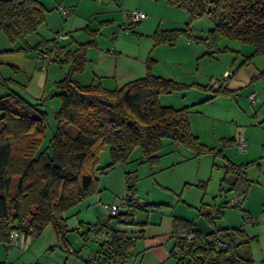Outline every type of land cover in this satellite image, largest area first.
<instances>
[{"label":"rangeland","instance_id":"1","mask_svg":"<svg viewBox=\"0 0 264 264\" xmlns=\"http://www.w3.org/2000/svg\"><path fill=\"white\" fill-rule=\"evenodd\" d=\"M39 1L45 8V22L39 26L37 33L27 36L29 45H34L41 37L51 39L56 35L69 36L66 41H59L69 44L70 49L89 40L95 41L96 45L86 53V70L83 69L82 75L77 77L80 83L87 84L90 78L95 77L94 72L104 74L107 71L108 76L102 78L107 79L105 86L112 89L118 81L120 87L126 82L121 78L126 67L136 65L140 68L138 71L144 68L146 72L145 68L149 65L153 75L157 73L159 77L174 79L183 85L179 90L161 94L159 102L174 109L187 108L191 132L201 144L221 149L222 139L233 137L236 140L234 145L222 148L224 157L234 162L242 161L243 151L238 149L241 139L250 155L264 157V54L256 55L245 63L253 51L252 46L226 37L209 43L206 38L212 29V22L208 17L203 16L188 23L186 12L165 0H81L78 12L76 6L79 0ZM60 5L69 7L72 14L63 17L58 10ZM138 6L144 8L147 18L139 23L125 19V13ZM173 29L185 30L186 33H178L172 44H155L156 31ZM114 41L118 42L116 48L113 47ZM22 45L21 42L10 43L0 31V57L6 58L7 62L15 61L19 66L16 70L6 61L0 63V83L3 84L2 77L10 80L8 86H4L7 91H16L47 113L45 139L48 141L55 128L54 112L61 103L57 96L61 91L55 88V82L63 78L69 64L49 61L45 67H41L38 52L18 51ZM145 72L138 73L136 77L144 76ZM225 72L232 75L224 78ZM219 86L231 93H217ZM251 93H256L253 104L248 99ZM157 154L160 156L158 161L150 165L143 159L140 149L135 148L124 165H116L109 173L97 172L98 187L116 175L122 186V193L115 202L118 203L125 195V171L135 183L136 195L141 199L153 197L150 204L156 203V207H162L169 213L173 211L204 232L213 230V223L208 222L201 211L210 210L213 213V205L236 201L234 192L226 191L228 186L222 182L225 170L222 166L226 160L220 156L214 157L212 152L197 154L170 140H164ZM262 159L257 160L260 167L251 165L248 171L251 179L248 183L256 197L249 199V203L254 208H257V199L264 196L259 188L262 186L259 178L264 172ZM109 162V152L105 148L100 152L98 166L104 168ZM93 196L85 202H90ZM237 201L240 208L227 207L225 216L214 221L215 227L245 229L248 216H243V201L240 198ZM75 207L68 211V215ZM87 207L83 205L81 210L86 211ZM75 217L73 215L68 220ZM260 220L257 225H248L249 230H254L249 233L258 235L259 241L251 248L256 255L264 249V214H261ZM82 230L80 233L66 231L62 239L49 225L40 236L32 238L27 251V247L23 252L10 246L7 252L0 246V255L8 257L5 262L11 264H84L83 259L89 252L95 251L98 242L91 234L82 236ZM172 243L173 239L168 238L163 247L168 249ZM140 261L141 264L154 263H149L147 259ZM158 262L173 264L174 257L169 256L163 262Z\"/></svg>","mask_w":264,"mask_h":264},{"label":"trees","instance_id":"2","mask_svg":"<svg viewBox=\"0 0 264 264\" xmlns=\"http://www.w3.org/2000/svg\"><path fill=\"white\" fill-rule=\"evenodd\" d=\"M165 1L183 9L188 23L208 17L212 22L206 38L209 43L226 37L252 46L253 51L245 63L256 55L264 54V0ZM44 22L45 8L39 0H0V31L10 43L23 44L18 51L42 52L52 56L50 61L69 64L63 78L55 82V88L61 91L57 94L61 103L54 112L55 128L48 141L45 139L47 113L43 109L29 103L14 90L9 89L0 95L1 244L7 245L14 232L36 238L49 225L56 236L63 239V234L68 231V211L99 191L97 172L124 165L137 147L143 159L153 165L160 157L157 153L164 140L182 144L197 154L212 152L214 157L226 160L222 182L228 186L226 191L234 192L236 201L233 205L229 202L213 205V213L201 211L208 222L222 218L224 209L229 206L240 208L237 199H245L249 186L246 169L257 162H230L221 151L234 145L236 140L233 137L222 139L221 149L206 147L191 132L187 108L174 109L160 104L161 94L179 90L182 84L153 75L148 65L144 76L120 87L106 89L99 82L81 85L74 76L83 71L86 53L96 45L95 41L80 43L73 50L68 48L69 44H61L55 38L41 37L37 43L29 45L27 36L37 33ZM180 32L185 30L156 31L155 44H172ZM2 83L8 86L6 83L10 80ZM217 93L231 91L219 86ZM105 148L110 162L101 168L98 166L99 156ZM124 175L125 184L137 196L129 173ZM220 190L223 189L220 187ZM145 205L144 201L136 216ZM103 221L109 222L110 219L106 216L93 224ZM134 225L135 220L132 222ZM132 226L122 228V233L128 238L139 234V239L141 231H134ZM82 231L84 236L85 231ZM171 233L176 238L171 250L175 264L252 263L248 251H239L240 247L249 244L251 238L235 242L236 237L245 236L240 228L216 229L203 234L191 221L174 217ZM189 235V248L184 255L176 254L175 248L183 245ZM136 240L127 239L126 246L132 248ZM100 249L98 245L95 251ZM83 262L87 264L85 259Z\"/></svg>","mask_w":264,"mask_h":264},{"label":"crops","instance_id":"3","mask_svg":"<svg viewBox=\"0 0 264 264\" xmlns=\"http://www.w3.org/2000/svg\"><path fill=\"white\" fill-rule=\"evenodd\" d=\"M144 1L146 2V0H144ZM81 3H82L81 0H79L77 2V6H76L77 12L81 6ZM69 6H72V5H69ZM135 10H138V11H141L144 13V8H142V7L138 6V7H136ZM146 18H147V16L144 19H146ZM125 19H127V17ZM117 22L119 23V21H117ZM140 25L142 26V24H140ZM146 25L148 26L149 24H146ZM117 43L115 41L113 42L114 48L117 47V45H118ZM61 44H65V43L61 42ZM70 50H73V49H70ZM4 61H6V58H3L1 56L0 57V63H3ZM7 64L12 65V67H14L16 70H17V68H19V66L16 65L15 61L7 62ZM29 68L31 69L32 65ZM104 68L106 69V67H104ZM85 70H86V66L84 68V71ZM97 70L102 71L101 68H98ZM138 70H140V68H138L136 65H133V66L129 65L128 67H126V70H124L122 72L121 78L126 80V82L133 80V79H136V78H138L136 76H139L138 73L144 74L143 72H145L144 68L141 69V71H138ZM84 71H82L78 75L76 74V76H75V79L79 84L88 85L90 83L99 82L104 88L110 89V88H108V86H105L106 85L105 80H107V79H105V80L102 79L104 76L105 77L108 76L106 74L107 71H105L104 74H102L100 72L101 75H100V73H98L99 71H97V73L94 72L93 75L97 78H100V79L95 80L94 79L95 77L90 78L87 84H83V83H80L78 81L77 77L81 76ZM155 75L158 76L157 73H155ZM140 76H142V75H140ZM2 78H3V81L6 80V78H4V77H2ZM118 84H119L118 81H116L113 88L118 87ZM0 85L2 86V87L0 86V95H3L7 92V88L5 89L4 85L1 83H0ZM241 140H239V145L242 142ZM239 145H238V149H239ZM263 152H264V150H263ZM241 153H243L242 155H244L242 161L234 162V161H232V159H230L228 157H226V159L230 160V162H232L234 164H246L248 162L256 161L259 167H260V164H259V161H257V160L259 158H263L262 161H264V157H253V155H250V152L248 149L247 150L245 149ZM262 156H264V155H262ZM249 168L250 167H248L246 169V176H247L248 181L251 180L249 178V175H248ZM114 169L115 168L110 169V170L105 171V172L109 173L110 171H112ZM125 173H127V172L124 171V174ZM124 179H125V175H124ZM259 180L262 182V186H259V188L264 192V172H263V175L259 178ZM134 184L135 183L133 182V185ZM134 188H135L136 193L138 194V191L136 190L135 185H134ZM98 190L99 191L102 190V191H100L98 194L94 195L90 202L84 201L83 203L77 205L74 208L75 213H73L74 212L73 211L72 214L69 215L67 220L69 218H71L73 215H76L75 219H71V220L66 221L68 231H71V232L75 231L77 233H80V231L83 229V227L87 226V224H93V223H96L97 221L104 220L106 218V215H107L106 210H105V206L110 205L112 203H115L117 201V198L122 193V186L120 185V179L116 178V175H115L113 177V179L102 182L101 185H99ZM254 195L255 194L251 192L250 186H248V191L246 193V197L243 200V206L245 209H243L242 212H243V216L253 217L255 219V222H249L248 221L247 224H244L245 229H243L241 227H234V228H240L241 231H243L245 234L244 237H236L235 242H237V243L240 242L242 238L243 239L244 238H251L249 244L247 246L240 247L239 251L243 252V253H244V251H248L249 256L252 260L251 264H264V249H261V251L258 253V255H256L255 253H252V249H251L252 245L256 244L259 241L258 235L256 233H249V231L254 232L253 228L250 230L248 229L249 224L250 225L251 224L257 225L258 222L261 221L260 220L261 214H264V196L260 200L257 199L258 205H257V208H254L249 203V199L256 198V197H254ZM152 198L151 197L146 198V200H148V201L143 199L145 201V204H146L145 208L137 213L133 230L134 231H141V237L134 242V244L132 246V250H133L132 254L127 259L126 264H141L140 260L143 261L144 259H147L149 261V263L154 262L152 264H158L159 263L158 260H161L163 262V260H165V259L169 258V256H171V250L176 243V238H174L172 233H171L173 218L174 217H179V218H183V219H185V218L180 216V215H177L173 211L171 213H169V212L164 211V209L162 207H159V206L156 207L158 205L156 203L150 204V202H152ZM83 205L88 206L86 208L87 209L86 211L81 210V207ZM224 211H225V209H224ZM224 214H225V212H224ZM224 214H223L222 218L225 216ZM243 219H244V217H242V220ZM225 228H228V227H219V228L215 227L214 222H213V230H209L207 232H204L201 229H199V230L203 234H207V233L212 232L216 229H225ZM231 228H233V227H231ZM168 238L173 239V243L168 249H166L165 247H163V244H164V241ZM16 242L17 243L15 245H12L13 249H17L18 251L21 250L24 252V249H26V247H27V249L25 250V251H27L29 249L30 245L32 244V237L29 235L28 236H25V235L22 236L21 235V236H19V238L17 239ZM0 246L2 247V249L5 248V250L7 252L10 251L9 250L10 246L4 245L1 243H0ZM74 252H76V251H74ZM164 256H166V258ZM7 259H8V257L6 258L5 256L3 257L2 255H0V264H11V263H7V261L5 262V260H7ZM146 264H147V262H146ZM173 264H175V259H174Z\"/></svg>","mask_w":264,"mask_h":264},{"label":"built area","instance_id":"4","mask_svg":"<svg viewBox=\"0 0 264 264\" xmlns=\"http://www.w3.org/2000/svg\"><path fill=\"white\" fill-rule=\"evenodd\" d=\"M58 10L63 17H68L72 14V10L69 7L64 5L58 6ZM127 19L133 23H137L144 19L146 15L138 10H132L129 13H125ZM67 35H56L55 39L57 40H66ZM52 57V56H51ZM51 57L44 53H39L40 66L45 67L48 62L51 60ZM63 59V57L61 58ZM232 74L230 72L224 73V78L230 77ZM226 80L224 79V82ZM256 98V93H251L248 97L250 103H254ZM246 149V144L242 141L239 145V150L244 151ZM230 205L235 204V201L232 200ZM144 205L143 199L139 196L133 195L128 185L125 184V195L121 198L118 203H112L105 206L107 219L110 221H103L100 224L87 225L84 229L85 234H91L93 239L98 242V245L101 246L99 251H91L85 256V262L87 264H126L127 259L132 254V248L127 247V239L134 241L138 239L139 234H132L129 238L126 234L122 233V228H130L132 222L136 218V211ZM247 221L255 222L253 217H247ZM133 227V226H132ZM24 236V234L19 232H14L9 242L8 246L15 245L19 236ZM26 238V237H25ZM191 236L185 237V243L181 246L175 248V253L179 255H184L186 250L189 248V241ZM222 243V241H220ZM69 251H71L69 249Z\"/></svg>","mask_w":264,"mask_h":264}]
</instances>
